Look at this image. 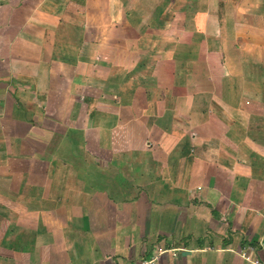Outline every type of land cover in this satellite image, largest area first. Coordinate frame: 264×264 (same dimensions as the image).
Here are the masks:
<instances>
[{
  "label": "crops",
  "instance_id": "0c3cea01",
  "mask_svg": "<svg viewBox=\"0 0 264 264\" xmlns=\"http://www.w3.org/2000/svg\"><path fill=\"white\" fill-rule=\"evenodd\" d=\"M264 261V0H0V264Z\"/></svg>",
  "mask_w": 264,
  "mask_h": 264
},
{
  "label": "built area",
  "instance_id": "2783aa9c",
  "mask_svg": "<svg viewBox=\"0 0 264 264\" xmlns=\"http://www.w3.org/2000/svg\"><path fill=\"white\" fill-rule=\"evenodd\" d=\"M254 248L253 247H247L243 252H242V257L250 262L251 264H264V261L258 259V258H254L252 257Z\"/></svg>",
  "mask_w": 264,
  "mask_h": 264
}]
</instances>
